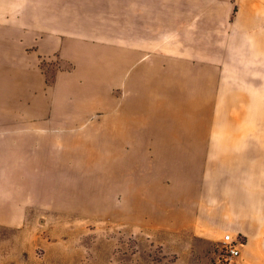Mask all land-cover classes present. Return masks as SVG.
I'll use <instances>...</instances> for the list:
<instances>
[{
	"label": "rangeland",
	"instance_id": "rangeland-1",
	"mask_svg": "<svg viewBox=\"0 0 264 264\" xmlns=\"http://www.w3.org/2000/svg\"><path fill=\"white\" fill-rule=\"evenodd\" d=\"M0 68V264L43 263L45 244L84 231L53 211L77 203L64 190L28 182L76 185L96 168L80 159L167 154L114 147L123 125L161 138L182 129L178 152L198 161L214 205L242 207V225L264 236V0H0ZM15 69L27 93L16 101L1 91ZM106 106L118 117L104 133ZM47 156L65 160L37 164Z\"/></svg>",
	"mask_w": 264,
	"mask_h": 264
},
{
	"label": "crops",
	"instance_id": "crops-1",
	"mask_svg": "<svg viewBox=\"0 0 264 264\" xmlns=\"http://www.w3.org/2000/svg\"><path fill=\"white\" fill-rule=\"evenodd\" d=\"M45 49L42 44L38 51L44 53ZM1 58L6 61L5 51ZM3 71L9 77L7 70L0 68V74ZM11 76L18 80L9 88L8 84H2L1 91L9 90L8 99L26 98L21 70H11ZM40 101L43 99L32 100L34 116L46 112L39 108ZM102 109L106 119L101 122L100 131L106 133L110 120L118 117L115 115L118 110L107 106ZM72 111L76 116L81 113L78 108ZM121 130L124 140L114 141L112 145L116 148H122L124 141L129 140L132 144L127 143L133 148H165L168 152L152 160L154 163L145 154L128 158L125 163L122 159H80L96 162V168L91 172L93 175L83 176L76 185H68L61 179L56 185L28 182L25 190L32 192L40 187L64 190L58 196L64 200L73 198L77 203L54 206L53 211L67 214L61 216L63 219H78L73 222L84 229L77 239L56 236L53 242L45 244L46 253L40 259L43 263L35 264H220L218 242L225 232L243 241L239 256L230 264H264L262 224L243 226L242 207L214 205L213 191L210 193L209 185L200 180L198 161L183 159L182 152H178V142L184 138L182 129L171 128L162 138L150 136L152 130L148 129L136 132L123 125ZM61 160L65 159L47 156L38 158L37 164L48 166ZM47 169L56 171L52 167ZM67 171L78 174L69 168ZM76 188L78 193L72 191ZM118 196L123 198L121 202L114 199ZM54 223L57 225L53 229L62 230L61 234L70 229L64 226V220ZM133 238L138 244L136 254L130 250L135 243Z\"/></svg>",
	"mask_w": 264,
	"mask_h": 264
},
{
	"label": "built area",
	"instance_id": "built-area-1",
	"mask_svg": "<svg viewBox=\"0 0 264 264\" xmlns=\"http://www.w3.org/2000/svg\"><path fill=\"white\" fill-rule=\"evenodd\" d=\"M221 255L219 257L220 264H230L239 256V248L243 241L239 236H233L227 232L220 238Z\"/></svg>",
	"mask_w": 264,
	"mask_h": 264
}]
</instances>
